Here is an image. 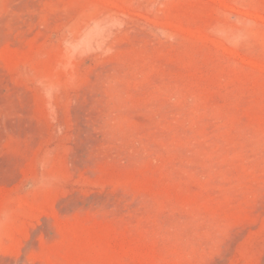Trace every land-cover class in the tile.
Wrapping results in <instances>:
<instances>
[{
	"label": "rangeland",
	"instance_id": "374dc122",
	"mask_svg": "<svg viewBox=\"0 0 264 264\" xmlns=\"http://www.w3.org/2000/svg\"><path fill=\"white\" fill-rule=\"evenodd\" d=\"M0 264H264V0H0Z\"/></svg>",
	"mask_w": 264,
	"mask_h": 264
}]
</instances>
